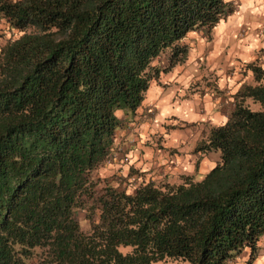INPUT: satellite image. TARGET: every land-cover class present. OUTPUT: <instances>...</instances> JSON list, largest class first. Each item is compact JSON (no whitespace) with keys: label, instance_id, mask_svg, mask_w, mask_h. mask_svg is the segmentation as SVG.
<instances>
[{"label":"trees","instance_id":"obj_1","mask_svg":"<svg viewBox=\"0 0 264 264\" xmlns=\"http://www.w3.org/2000/svg\"><path fill=\"white\" fill-rule=\"evenodd\" d=\"M232 9L227 0H0L14 34L0 45V264H228L244 250L253 263L264 234L258 59L247 64L253 82L197 145L219 150L202 178L128 189L127 177L101 173L121 147L118 110L134 113L151 80L187 57V32H210Z\"/></svg>","mask_w":264,"mask_h":264},{"label":"crops","instance_id":"obj_2","mask_svg":"<svg viewBox=\"0 0 264 264\" xmlns=\"http://www.w3.org/2000/svg\"><path fill=\"white\" fill-rule=\"evenodd\" d=\"M228 2L232 11L210 32H187L182 38L187 57L151 80L134 113L118 110L123 140L130 141L135 132L151 143L142 149L153 168L149 175L162 172L165 181L178 184L185 175H204L217 161L210 155L213 150L197 145L211 125L226 120L236 90L252 76L247 64L264 54V0ZM247 255L244 250L228 264H245ZM252 264H264V234Z\"/></svg>","mask_w":264,"mask_h":264},{"label":"rangeland","instance_id":"obj_3","mask_svg":"<svg viewBox=\"0 0 264 264\" xmlns=\"http://www.w3.org/2000/svg\"><path fill=\"white\" fill-rule=\"evenodd\" d=\"M247 1H251V0H247ZM13 36L14 34L7 29L6 23L0 19V45L3 44L6 39ZM258 62L264 66V54L261 55V59L258 60ZM227 66L231 68L232 64H228ZM226 70L229 71L230 69H226ZM231 70L233 69L231 68ZM248 80L249 82H253V77L251 76V78H249ZM245 82H247V80ZM250 105L254 109H258L261 107L258 101L251 100ZM120 131L118 134L123 132L122 129ZM130 138H131L130 141L123 140L122 135L120 134V137H118L117 139L119 140V144L121 145V147L120 150L115 152V158H114L115 162H109L106 164V166L102 167L101 169L102 175L108 177V179L112 180L115 184L119 182V178L121 176L127 177L128 180H130V183H127L128 189H131L134 183H137L142 179L148 180L151 174L155 176L154 177L155 179L153 180L154 182L160 183L162 181H165V177L167 175L162 174V172L151 173L150 175L148 174L151 171L152 166L149 165L150 159L149 157L147 158L145 157L146 154L142 149H144L146 145H151V143H149V141H145L141 137L136 138L135 132L130 136ZM210 155L213 157V159L218 160L219 150L216 151L213 150ZM131 168L133 170L132 173L133 175L132 174L128 175ZM202 175L203 173L198 172L193 174L192 178L198 180L202 178ZM85 221L86 219L81 218V222H85ZM246 258L247 257H245V259ZM151 264H165V262L163 260H159L152 262Z\"/></svg>","mask_w":264,"mask_h":264}]
</instances>
